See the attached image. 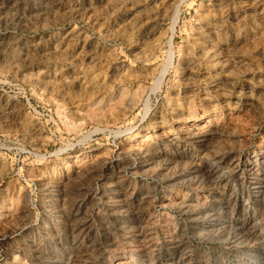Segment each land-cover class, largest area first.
Returning a JSON list of instances; mask_svg holds the SVG:
<instances>
[{
  "label": "rangeland",
  "instance_id": "obj_1",
  "mask_svg": "<svg viewBox=\"0 0 264 264\" xmlns=\"http://www.w3.org/2000/svg\"><path fill=\"white\" fill-rule=\"evenodd\" d=\"M0 264H264V0H0Z\"/></svg>",
  "mask_w": 264,
  "mask_h": 264
}]
</instances>
